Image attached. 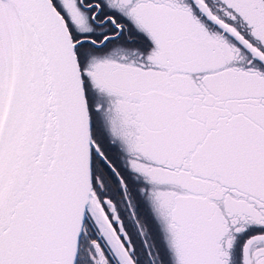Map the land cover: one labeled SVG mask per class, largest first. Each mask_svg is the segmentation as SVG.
Listing matches in <instances>:
<instances>
[{
  "label": "snow or ice",
  "instance_id": "obj_1",
  "mask_svg": "<svg viewBox=\"0 0 264 264\" xmlns=\"http://www.w3.org/2000/svg\"><path fill=\"white\" fill-rule=\"evenodd\" d=\"M0 264H264V0H0Z\"/></svg>",
  "mask_w": 264,
  "mask_h": 264
}]
</instances>
